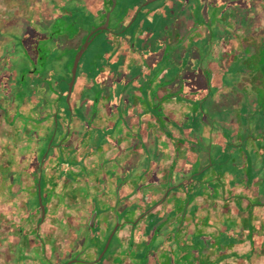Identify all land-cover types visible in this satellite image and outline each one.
I'll return each instance as SVG.
<instances>
[{"label": "crops", "instance_id": "obj_1", "mask_svg": "<svg viewBox=\"0 0 264 264\" xmlns=\"http://www.w3.org/2000/svg\"><path fill=\"white\" fill-rule=\"evenodd\" d=\"M24 1L0 0V24ZM182 1L95 39L68 98L65 67L2 102L0 264H264V106L252 117L217 68L241 57L239 39L224 51L205 8ZM257 14L245 32L264 29Z\"/></svg>", "mask_w": 264, "mask_h": 264}, {"label": "rangeland", "instance_id": "obj_2", "mask_svg": "<svg viewBox=\"0 0 264 264\" xmlns=\"http://www.w3.org/2000/svg\"><path fill=\"white\" fill-rule=\"evenodd\" d=\"M259 2L264 4V0H242V6L240 5L242 7V13L240 14L242 27L252 25L256 27L259 23H263L257 20ZM96 6L94 0H25L23 8L16 12V16L12 20L0 24L1 116L4 112L2 109L4 102L25 100L32 90L34 94L41 87L48 90L58 84L60 75H66L65 67L68 70L70 69L68 66L69 58L73 56V49L84 35V27L95 21L94 17L97 16L95 15ZM53 27L55 30L54 36L51 33ZM244 28H242V58L232 56L231 59L217 64L218 70L225 69L224 80L235 87L239 86L238 72L240 67L242 71L247 69L248 71L252 70V72L258 70L261 72L264 68V29H261V32H258L255 37V34L253 35L254 29L247 28L245 32ZM37 46V50L40 49V52L35 51ZM93 46L94 43L91 47ZM252 49L254 54L251 53ZM162 53H165V51L160 50L159 55L161 56ZM26 56L27 62L19 64L16 70L18 78L8 79L7 75L12 73L10 68L16 66L17 62ZM86 57L88 58V56L82 58L80 67ZM182 66L184 71L193 70L187 64L183 63ZM233 71L236 72L235 75ZM205 74L206 88H208L207 83L210 79L207 77V71ZM243 74L244 72H242V80H245ZM257 76L252 75L251 77L250 75L246 77L249 82L246 86H242L245 92H242L243 94L241 93L239 97L241 98L242 108H249L250 105L254 107L253 109L249 108L254 118H258L262 114V111L256 106H264V75ZM6 88L7 93L5 92ZM236 98L238 99V96ZM244 98L247 101H243ZM246 112L248 113V111ZM246 112L242 110V120L249 117ZM242 129L246 128L242 126ZM261 162L263 163L260 164L262 167L264 166V159ZM262 177L264 179V174H262ZM263 187L264 184L260 191H263Z\"/></svg>", "mask_w": 264, "mask_h": 264}, {"label": "flooded vegetation", "instance_id": "obj_3", "mask_svg": "<svg viewBox=\"0 0 264 264\" xmlns=\"http://www.w3.org/2000/svg\"><path fill=\"white\" fill-rule=\"evenodd\" d=\"M191 2V1H190ZM163 0H116L114 6L112 7L111 0H96L97 4V11L96 17H94V20L97 22L94 24L88 23V26L84 27V35L81 37V41L84 39V37L87 35L89 30L93 27L99 26L102 24L105 20V14L107 10H111L110 12V20H109V29L107 31H104L102 35H99L98 37L107 38L108 35L113 32V29L118 26L122 20L125 19L126 13H131L132 18L135 17L136 20L138 19L139 15L153 11L155 9H158L162 6ZM197 3V4H196ZM180 4L184 7V5L189 4L186 1L180 2ZM192 4V3H191ZM217 4V5H216ZM186 7V6H185ZM205 8L206 15L208 16L207 22L205 24H209L207 26V34L216 36L217 40V46L221 47L224 51H226L227 48H229V45L233 44L234 41L239 39L240 45L238 47V50L241 52V58H242V19L240 17V13L242 11V7H240V2L237 3L236 0H196V2L193 3V10L195 9H203ZM213 9L215 11H213ZM222 9V10H221ZM220 11V12H219ZM120 14V16H119ZM237 14L239 15V20L237 22H234V19L236 20ZM134 18V19H135ZM212 21V22H211ZM60 22V21H59ZM54 27L51 30L52 36L55 35ZM252 30V29H251ZM258 32H261V30L254 29L253 35L256 37L258 35ZM97 37V38H98ZM96 38V39H97ZM97 40H94L95 42ZM92 42V43H93ZM78 44V46L80 45ZM92 43L88 46L86 51L84 52L83 56L89 55V52L91 51ZM38 46L35 48V51L40 52L37 50ZM252 54H254L253 49L251 51ZM215 52L212 53V56H215ZM183 63V62H182ZM78 67V66H77ZM264 68H262L263 70ZM256 70V69H255ZM261 72L258 70L257 72H252V70L248 71L247 69H244L242 71V68L240 67L239 70V81L242 82L241 86H246L249 82V79H247V76L252 77V75L261 77L262 74L264 75L263 71ZM242 72H244L243 77L245 80H242ZM262 73V74H261ZM250 77V80H251ZM260 85V83H259ZM264 86V85H263Z\"/></svg>", "mask_w": 264, "mask_h": 264}, {"label": "water", "instance_id": "obj_4", "mask_svg": "<svg viewBox=\"0 0 264 264\" xmlns=\"http://www.w3.org/2000/svg\"><path fill=\"white\" fill-rule=\"evenodd\" d=\"M116 0H111V4L112 7L114 6ZM112 8L110 10L106 11L105 14V20L102 24H100L99 26L93 27L89 30V32L87 33V35L84 37V39L82 40V42L80 43V45L78 46V48L76 49V51L73 54L72 57V61H71V65H70V80L68 82V88H67V98L70 96L71 90H72V86L76 77V71H77V66L78 63L81 59V57L83 56L84 52L86 51V49L88 48V46L99 36L101 35L104 31H107V29H109V20H110V12H111ZM38 199H39V203H40V209H41V213H44V205L41 202V195L40 193L38 194ZM118 225V222H117ZM117 225L115 226V229L117 227ZM114 229V230H115ZM109 237L104 245V248L101 252V255L103 254V252L106 250L109 241H110ZM77 259H71L66 261L63 264H72L73 262H75Z\"/></svg>", "mask_w": 264, "mask_h": 264}]
</instances>
